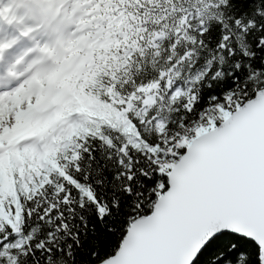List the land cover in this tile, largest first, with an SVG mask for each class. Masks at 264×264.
Returning a JSON list of instances; mask_svg holds the SVG:
<instances>
[{
	"label": "snow or ice",
	"instance_id": "obj_1",
	"mask_svg": "<svg viewBox=\"0 0 264 264\" xmlns=\"http://www.w3.org/2000/svg\"><path fill=\"white\" fill-rule=\"evenodd\" d=\"M0 264H264V0H0Z\"/></svg>",
	"mask_w": 264,
	"mask_h": 264
},
{
	"label": "trees",
	"instance_id": "obj_2",
	"mask_svg": "<svg viewBox=\"0 0 264 264\" xmlns=\"http://www.w3.org/2000/svg\"><path fill=\"white\" fill-rule=\"evenodd\" d=\"M123 9H126V14L130 13L131 15L128 18V23L133 25V27H135L136 25V21H134L131 17L132 16H136L137 15V11L139 12V19L141 21H143V23L141 24L142 27H148L151 28L153 25L151 23L152 17H149L147 20L144 19V9L142 7L140 8H132L129 5L125 4V5H121L120 6ZM148 7H152V5H149ZM81 104L84 106H88V101L87 98H81L80 100Z\"/></svg>",
	"mask_w": 264,
	"mask_h": 264
}]
</instances>
